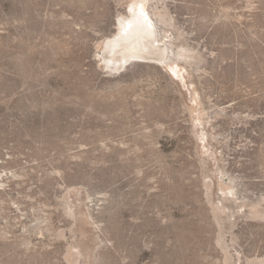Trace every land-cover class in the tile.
Here are the masks:
<instances>
[{"label": "rangeland", "instance_id": "374dc122", "mask_svg": "<svg viewBox=\"0 0 264 264\" xmlns=\"http://www.w3.org/2000/svg\"><path fill=\"white\" fill-rule=\"evenodd\" d=\"M138 1L0 0V264H264V0Z\"/></svg>", "mask_w": 264, "mask_h": 264}, {"label": "bare ground", "instance_id": "6f19581e", "mask_svg": "<svg viewBox=\"0 0 264 264\" xmlns=\"http://www.w3.org/2000/svg\"><path fill=\"white\" fill-rule=\"evenodd\" d=\"M142 6H143V4H147V3H151V7L153 8V10H154V16H156L157 17V19H158V21H161V22H166L167 20H165V18L161 15V14H157L156 12H155V9H157V5L160 3V2H162V0H140V1H138ZM138 4V3H137ZM138 6H139V4H138ZM124 18V17H123ZM120 23V22H119ZM120 26V24L118 25V27ZM122 27H123V24H122ZM122 27H121V35H120V40L118 41V46H117V52H116V58L117 59H119L120 61H122V57H125V58H130V57H132V55H135L136 57H142V56H144V55H147V54H150V55H153V54H155L156 56H155V58L156 59H158L159 61L162 59V57H161V54H162V50H161V47H159V46H155V45H147V48L146 49H144L143 48V45L142 44H140V38H141V35H139V34H135L134 33V35H135V37H130V35H131V33L132 32H134L135 31V28L134 27H123V29H122ZM119 33V32H118ZM138 33V32H137ZM145 33H147V32H145ZM146 36V35H145ZM114 38H115V36H114ZM117 39V38H116ZM144 39V38H143ZM161 42V41H160ZM144 44V43H143ZM114 53V52H113ZM179 55H181V54H179ZM109 57H110V55H109ZM115 58V57H114ZM113 59V58H112ZM113 61V60H112ZM115 61V60H114ZM113 61V62H114ZM119 62H117V64H118ZM120 65V64H119ZM116 66V65H115ZM228 191V190H227ZM233 193V192H232ZM69 209H70V213H69V215L71 216V217H73V218H76V214H75V211L71 208V207H69ZM49 227V226H48ZM49 229V228H48ZM55 232V231H54ZM58 233V232H57ZM57 233H56V235H57ZM52 234L54 235V233L52 232ZM57 236H59V237H62L63 235L62 234H58ZM55 237V236H54ZM4 238H5V236H4ZM8 238V237H7ZM4 239V240H8V239ZM56 239H58V238H56ZM75 250H76V255H77V260L79 261L80 259H83V260H85V258H86V254L83 252V249L79 246V244H78V246H75ZM70 251H71V249H70ZM67 252H69V251H67ZM67 254V253H66ZM75 255V254H74ZM77 261V262H78ZM83 262L84 261H82V263L80 262V263H78V264H83Z\"/></svg>", "mask_w": 264, "mask_h": 264}, {"label": "water", "instance_id": "95a60500", "mask_svg": "<svg viewBox=\"0 0 264 264\" xmlns=\"http://www.w3.org/2000/svg\"><path fill=\"white\" fill-rule=\"evenodd\" d=\"M103 54V52H102ZM166 59V56L164 57V59L162 61H164ZM145 61H150V60H145ZM156 62V61H155ZM161 62V61H160ZM129 64V63H128ZM122 71V70H121Z\"/></svg>", "mask_w": 264, "mask_h": 264}]
</instances>
